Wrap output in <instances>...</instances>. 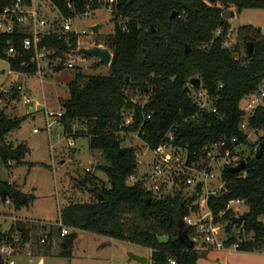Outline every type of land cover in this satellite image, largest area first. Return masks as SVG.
Listing matches in <instances>:
<instances>
[{
  "label": "trees",
  "instance_id": "obj_1",
  "mask_svg": "<svg viewBox=\"0 0 264 264\" xmlns=\"http://www.w3.org/2000/svg\"><path fill=\"white\" fill-rule=\"evenodd\" d=\"M14 0H0V14ZM30 5L33 0H24ZM64 18L112 6L114 31L107 35L105 45L113 51L109 74H87L77 70L69 82L70 96L63 100L61 121L67 131L75 135L86 134L92 149H100L105 161L97 163L104 169L109 182H103L90 169L82 177L94 197L90 200L71 201L61 211V221L73 230L63 235L66 248L62 254L71 255L77 229H88L112 237L130 240L152 249V264H199V252L179 239L180 230L190 236L196 225L184 220L186 214L200 207L196 202L202 185L186 195L182 188L158 192L146 186L143 178L133 183L128 179L138 171V146L124 144L126 134L137 131L145 143L155 149L169 143L186 150L187 162L207 158L209 146L227 138L229 146L235 144H263L260 154L251 151L247 166L240 171L225 167L222 176L225 184L219 192L208 194V207L215 221L228 220L225 244L235 242L237 248L254 250L264 246V133L258 141H250L241 123L246 111L241 100L260 89L264 81V35L252 24L238 27V32L255 42L252 56L237 57L235 49L225 44L229 21L227 9L245 7L264 8V0H51ZM174 10L178 14L171 17ZM129 17L122 21L121 17ZM57 21V20H55ZM152 23L156 30L152 29ZM127 24V28L123 25ZM57 26V25H56ZM221 27V33L217 29ZM39 41L40 47L54 48L52 57H65V53L78 49V34L63 32L52 27ZM31 31L15 21L14 29L0 28V57L7 58L15 71L36 72L38 61L34 47L26 48L23 40ZM14 45L16 52L8 49ZM190 50L186 51V45ZM57 68H61L58 66ZM198 73L202 87L209 95V107H203L191 91L186 90L190 77ZM14 88L12 97L17 96ZM4 93L0 92V96ZM216 108V110L213 109ZM131 116V121L126 118ZM79 120L84 127L72 131V121ZM22 118L12 116L0 104V159L7 166L23 161L28 151L24 142L14 144L8 134L21 125ZM249 123L257 129L264 126V103L249 116ZM237 140L232 142L233 137ZM259 146V147H260ZM90 184L95 185L91 189ZM0 195L11 197L13 205L29 206L34 193L24 191L10 179L0 178ZM243 198L249 205L241 224L232 221V198ZM222 212V213H221ZM29 221V220H28ZM19 220L9 230L0 226V240L14 244L20 237V247L33 235L35 225ZM241 227L239 233L233 226ZM48 229L44 242L35 234L41 251L49 252L53 245V223L40 225ZM51 227V228H50ZM57 229L61 234L62 225ZM252 232L247 237L245 233ZM168 240L162 242L160 235ZM171 259L176 262L171 263ZM0 264L5 258L0 256Z\"/></svg>",
  "mask_w": 264,
  "mask_h": 264
},
{
  "label": "rangeland",
  "instance_id": "obj_2",
  "mask_svg": "<svg viewBox=\"0 0 264 264\" xmlns=\"http://www.w3.org/2000/svg\"><path fill=\"white\" fill-rule=\"evenodd\" d=\"M39 1L45 7H40ZM26 8L36 9V16L45 18L47 26L62 29L65 18L51 0H34V3L27 5ZM113 8L111 5H103L71 17L72 30L78 32V47L93 44L96 34L91 26L98 22L103 24L99 31L100 42L105 43L107 35L111 34L115 27ZM30 17L33 18L32 13ZM225 17L229 21L225 44L232 49L236 48L234 52L237 57L244 58L247 55L246 43L251 39L247 40L243 34H240L238 27L252 24L264 35V8L245 7L239 11L232 7L226 10ZM121 19L127 21L129 17L122 16ZM53 52L55 51H46L47 55L38 61L42 65L41 71L36 72L12 70L9 60L0 57V92L4 93L0 96V104L6 107L10 115L22 118L20 127L13 129L8 134V139L14 144L24 142L29 148L23 161L18 163L13 161L11 166H7L0 159V178H12L24 191L35 195L29 206L24 205L18 209L9 206L10 204H0V226L7 230L19 220L29 218L28 222L35 226L53 223L55 228L53 245L49 252L39 249L35 232H33L31 238L14 254L5 257V264H144L133 254L147 256V264H152L150 247L88 229H77L71 255L62 254L63 237L57 225L61 221L63 206L71 201L90 200L94 197L88 185L82 181L87 167H91L90 171L101 181L108 183L109 178L107 172L97 166V163L104 162L105 158L100 149L90 147L89 136L82 133L75 135L67 131L61 120L48 127L50 118L47 116V111L62 108L63 100L70 96L69 82L74 78L77 70L87 74H109L110 67L109 64L100 61L98 56L80 50L65 53L63 59L52 57L50 53ZM46 59H50L48 64ZM69 62H74V66H69ZM58 66L61 68H57ZM192 76L200 75L195 73ZM186 85H190L193 95L200 102L210 104L209 95L202 85L196 88L190 80ZM14 88L18 89V94L12 97ZM27 98L31 101L27 102ZM246 101V97L241 100V107L245 106ZM34 102H36L35 106H33ZM252 113L253 111L246 112L243 121L247 122L245 130L250 141L254 142L258 141L259 136L264 133V126L257 129L250 125L249 116ZM72 127V131L75 132L76 129L84 127V123L74 120ZM122 133L126 134L124 144H134L139 147L138 171L130 176L129 183L141 177L150 188L160 184L165 188L164 191L182 188L186 195L194 193L196 184H189L176 176L174 169L177 165H172L171 171L168 168L162 175L155 172L154 166L158 157L137 131H122ZM259 146V143L254 146L244 144L238 151L247 156L251 154V151L259 150ZM165 153L170 154L172 159L178 154L184 159L187 156L185 149L175 148L173 145H167ZM213 164L217 175L202 186L195 200L199 201L200 207L190 213L194 220L201 215L208 218L211 216L209 208L201 203L205 202L207 194L213 191L219 192L222 189L220 161ZM190 174L202 180L198 171L190 170ZM234 206L236 207L235 215L245 213L249 207L246 201L235 202ZM214 222L213 230L216 236L219 240L225 241L228 237L226 231L228 220L215 221L214 219ZM232 229L239 233L241 227L235 224ZM72 230L73 228L69 226V232ZM245 236L251 237L253 233H245ZM191 237L195 239L199 252V264H264V246L254 250L239 249L226 244L218 247L215 243L206 240V233L199 234L195 231Z\"/></svg>",
  "mask_w": 264,
  "mask_h": 264
},
{
  "label": "built area",
  "instance_id": "obj_3",
  "mask_svg": "<svg viewBox=\"0 0 264 264\" xmlns=\"http://www.w3.org/2000/svg\"><path fill=\"white\" fill-rule=\"evenodd\" d=\"M24 0H14L10 5L4 8V11L0 14V28L12 31L14 29V23L15 21H19L23 23L25 26L28 27V29L31 31L32 35H27L23 40V45L26 48L34 47L36 51V57L37 61L45 57L46 51L54 50V48L49 47H40L39 41L41 39V36L45 33H50L53 28L51 26H47V20L45 18H38L36 16V9L29 10L26 8L27 4H24ZM115 0H110L111 3H113ZM34 3V0H33ZM32 3V4H33ZM30 4V5H32ZM30 13H32L33 18L30 17ZM71 18H65V22L62 26L63 32H75L78 34L77 31L72 30V25L70 22ZM124 28H127V24L123 25ZM85 31V30H84ZM222 29L219 27L217 29V33H221ZM9 52H16L15 46L12 44L9 49ZM48 64L50 62V59L45 60ZM69 66H74V62H69ZM41 64L38 62V71H41ZM246 104L243 107L246 112H252L255 110V108L264 103V81L260 87L259 90L256 92H252L246 96ZM27 102H30L31 99L27 98ZM201 106L203 107H209V104L200 102ZM211 109V108H210ZM214 110H216L215 107H213ZM64 114V109L60 108L59 110H48L47 116L50 118L48 122V127L52 126L53 124L59 122L61 120V117ZM131 116H128L126 118V122L131 121ZM241 126L243 129H246L247 122L243 121L241 123ZM237 140V137L232 138V142ZM167 145H172L169 143H162L155 149H153L154 153L158 157L157 161L155 162L154 170L157 174L162 175L166 173V169L169 168V171L172 169V165L175 166L174 172L178 179H181L183 181H186L189 184H196L198 185H204L206 181H208L212 177H216L217 173L214 171V162L220 161V170H221V182L222 187L225 184V180L222 176V170L225 167H230L232 165H236L240 163L243 159L247 160V156L240 153L238 151L239 148H241L240 144H235L233 147L229 146L227 138H222L218 141H215L212 143L209 148L207 149V158L202 161H192L191 163L187 162V156L185 159L178 154L175 158L172 159L170 154L165 153V149L167 148ZM175 147V146H174ZM177 148V147H175ZM91 167H87V169H90ZM190 170H195L199 172V175L202 176V180H198L196 176L190 174ZM10 181H12L10 179ZM162 185L155 184L152 189L157 190L158 192L161 191ZM215 192V191H213ZM208 194L206 195L205 202H202L201 204L203 206L208 207L207 203ZM245 200L243 198L237 197L232 198L228 201L227 207L236 209L234 206L235 202H244ZM12 198L11 197H3L0 195V204H12ZM209 208V207H208ZM210 210V208H209ZM209 213L211 216L208 218L205 215H201L198 217V219L194 220L193 216L191 214H186L184 216V220L187 224L196 225V232L197 233H206V240L215 243L218 247H222L225 244V241L219 240L214 232L215 222L214 217L215 215L210 210ZM222 213V212H221ZM52 223L42 224L50 226ZM58 224L62 225L61 229V236L69 233V226L64 224L62 221H60ZM44 231V232H43ZM48 230H41L39 233L41 236V242H44L46 233ZM14 240L16 243L14 244L11 241L7 240H0V256L8 257L12 255L14 252H16L20 248V237L19 235H16ZM239 243L235 242L230 246L238 247ZM176 261L174 259H171V263H175Z\"/></svg>",
  "mask_w": 264,
  "mask_h": 264
},
{
  "label": "water",
  "instance_id": "obj_4",
  "mask_svg": "<svg viewBox=\"0 0 264 264\" xmlns=\"http://www.w3.org/2000/svg\"><path fill=\"white\" fill-rule=\"evenodd\" d=\"M38 5L40 7H45L41 1L38 2ZM232 13L234 14V10H232ZM177 14H178V11L174 10L171 14V17H174ZM102 25H103L102 23L98 22V23L93 24L91 26L92 31L96 34L95 38H94V42L92 45L78 47V49H75V51L80 50V51L88 53V54H94V55L99 57L100 61L105 62L107 64H110L112 61V57H113V51L111 50V48L109 46L101 44V42H100L99 31H100V28ZM152 29L156 30L154 23H152ZM185 50L186 51L190 50L189 44L186 45ZM246 50H247L248 55L252 56L254 54L255 42L253 40L247 41ZM190 83L192 85H194V87L199 88L202 84V79L200 76H192L190 78ZM185 88L187 91H191L190 85H186ZM0 147H1V144H0ZM262 150H263V144H261V146L258 150V154H260L262 152ZM92 165H95V164L92 163ZM246 166H247V160L243 159L240 163L230 166L229 169L234 170V171H240V170L246 168ZM89 186L91 187V189L96 188V186L92 185V184H90ZM197 186H198V184H197ZM245 216H246L245 213H242L240 215H234L232 218V221L234 223L241 224L244 221ZM159 238L162 242H166L168 240V236L166 234L160 235ZM179 239L182 240L188 247H195V245H196L195 239L192 238L187 232H182L180 230ZM61 245L63 248H66V244L64 243L63 240H61ZM133 255L136 258H138L140 261H142L144 264L148 263V257L147 256L139 255V254H133Z\"/></svg>",
  "mask_w": 264,
  "mask_h": 264
},
{
  "label": "crops",
  "instance_id": "obj_5",
  "mask_svg": "<svg viewBox=\"0 0 264 264\" xmlns=\"http://www.w3.org/2000/svg\"><path fill=\"white\" fill-rule=\"evenodd\" d=\"M37 102H38V101H37ZM35 104H36V102H34V105H33V106H35ZM11 180L14 181V179H12V178H11ZM9 206H11V207H15L13 204H10ZM15 208H16V207H15ZM17 209H18V208H17ZM25 220L28 221V220H30V219H29V218H26ZM11 226H12V225H11ZM10 228H11V227H10ZM10 228H9V229H10ZM40 228H42V227L36 225L35 228L33 229L32 233H33V232H35V234L39 233V232L41 231ZM9 229H7V230H9ZM46 230H49V227H48V229H46ZM43 232H44V231H43ZM150 249H151V248H150ZM151 251H152V249L150 250V257H151ZM14 253H15V252H14ZM14 253H13V254H14ZM10 256H11V255H10Z\"/></svg>",
  "mask_w": 264,
  "mask_h": 264
}]
</instances>
